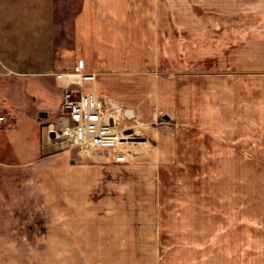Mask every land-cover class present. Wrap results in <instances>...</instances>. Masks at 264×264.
Listing matches in <instances>:
<instances>
[{
	"label": "rangeland",
	"instance_id": "obj_1",
	"mask_svg": "<svg viewBox=\"0 0 264 264\" xmlns=\"http://www.w3.org/2000/svg\"><path fill=\"white\" fill-rule=\"evenodd\" d=\"M58 1V23L75 19L82 0ZM263 13L257 0H137L126 13L133 44L124 66L83 71L95 76L84 89L151 113L120 120L130 135L117 166L120 198L93 201L121 220L120 244L101 248L103 264H264V114L243 90L264 78ZM225 78L234 114H220ZM177 81L185 114L169 111ZM41 249L40 264H53ZM82 249L73 248L74 264L81 254L97 259V247Z\"/></svg>",
	"mask_w": 264,
	"mask_h": 264
},
{
	"label": "crops",
	"instance_id": "obj_2",
	"mask_svg": "<svg viewBox=\"0 0 264 264\" xmlns=\"http://www.w3.org/2000/svg\"><path fill=\"white\" fill-rule=\"evenodd\" d=\"M136 1L82 0L75 19L64 17L58 23V16H64L58 0H0V115L5 117L0 124V264H40L42 246L53 252V264H74L75 247H82L83 253L97 247V259L89 261L103 264L101 248L120 244V218L116 212L100 213L97 201L120 198L116 178L122 164L57 151L43 135L68 81L58 74L73 73L80 66L101 75L124 66L123 56L133 44L127 42L131 26L126 13ZM257 5L264 12V0ZM177 82L169 111L185 114L190 107L186 85ZM224 82L220 86L225 87V110L220 114H234L227 103L229 95L233 102L234 82ZM244 85L251 100L257 95L258 100H252L255 114H264L263 76ZM112 101L125 109V116L151 114L133 100ZM39 112L47 117L39 118ZM194 114H199L196 105ZM84 255L78 256L81 264L89 262Z\"/></svg>",
	"mask_w": 264,
	"mask_h": 264
},
{
	"label": "built area",
	"instance_id": "obj_3",
	"mask_svg": "<svg viewBox=\"0 0 264 264\" xmlns=\"http://www.w3.org/2000/svg\"><path fill=\"white\" fill-rule=\"evenodd\" d=\"M62 76L68 81L59 109L52 115V122L45 126L46 144L57 151L76 149L79 156L96 153L110 156L116 163H126L122 145L130 135H125L120 120L129 118L121 117L120 108L105 96L83 88L84 83L95 80L94 74L83 72L79 66L73 73L56 77ZM4 121L5 117L0 115V124ZM50 132L54 138L49 137Z\"/></svg>",
	"mask_w": 264,
	"mask_h": 264
},
{
	"label": "water",
	"instance_id": "obj_4",
	"mask_svg": "<svg viewBox=\"0 0 264 264\" xmlns=\"http://www.w3.org/2000/svg\"><path fill=\"white\" fill-rule=\"evenodd\" d=\"M38 117L39 118H46L47 117V113L46 112H39ZM126 117H128V118L131 117V114H126ZM165 119L168 120V117L166 116ZM49 137L50 138H54V133L50 132L49 133Z\"/></svg>",
	"mask_w": 264,
	"mask_h": 264
},
{
	"label": "bare ground",
	"instance_id": "obj_5",
	"mask_svg": "<svg viewBox=\"0 0 264 264\" xmlns=\"http://www.w3.org/2000/svg\"><path fill=\"white\" fill-rule=\"evenodd\" d=\"M127 138H128V137H126V139H127ZM126 139H125V140H126Z\"/></svg>",
	"mask_w": 264,
	"mask_h": 264
}]
</instances>
